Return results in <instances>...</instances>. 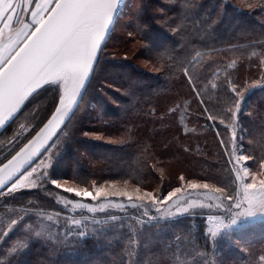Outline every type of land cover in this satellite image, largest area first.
I'll return each instance as SVG.
<instances>
[{
	"label": "snow or ice",
	"instance_id": "obj_1",
	"mask_svg": "<svg viewBox=\"0 0 264 264\" xmlns=\"http://www.w3.org/2000/svg\"><path fill=\"white\" fill-rule=\"evenodd\" d=\"M254 6L248 4V7ZM126 9V0H0V130H11L5 137L8 148L0 152V200L22 195L24 190H45L47 184L66 193H74L76 197L57 196L58 203L65 208L71 206V215L46 213L20 204L14 218L0 225V241L13 228H20L6 255L26 250L33 239L67 245L71 240L78 242V238L106 230L109 226L123 228V223L117 225L116 222L127 218L129 209H136L142 211L139 216L131 217L128 224L130 236L125 241L126 260L123 264H141L140 233L145 223H170L189 213L195 215L198 209L216 208L221 210V214L207 217L206 237L215 245L220 236H230L234 227H241L242 221L264 216V179L257 181L258 173L248 167L246 162L253 157L244 154L243 137L238 135L241 132L239 111L244 93L249 87H264V81L253 80L251 85L240 87L235 79L226 75L224 98L217 97L216 104L209 108L197 85L198 72L192 67L200 56L199 52L191 61L175 62V72L186 78L199 98V104L203 106L201 114H206L207 120L213 122L218 119L224 126L228 138L225 139L220 131L216 136L231 166L229 171L233 181L230 186L187 179L181 173L179 180L186 182L187 189L207 190L200 194L201 198L192 199L185 195L183 183L172 187L166 195H157L154 191L142 189L139 184L134 191L121 188L120 185L129 184L131 177L103 181L93 179L89 188L83 178L57 177L54 174L59 155L76 143L78 136L110 139L106 121L95 130L84 129L81 113L87 96L95 91L117 103L109 95L113 89L127 96L135 95V81L117 82L108 75H100V69L107 61L112 33L127 14ZM170 19L164 14L159 22L171 27ZM150 27L141 20L135 23L127 36L135 39L138 35H147ZM180 28L178 23L171 27V31L178 34ZM146 47L151 50V45ZM161 47L160 55H167L170 50L166 46ZM112 55L114 60L120 59L115 52ZM260 55L264 66V53ZM124 58H127V53ZM228 67H233V64ZM212 87L217 89L219 84ZM41 97L42 100L37 102ZM179 107L175 104L167 111L174 113ZM217 107L219 110H214ZM151 112L154 115L155 109ZM259 168V174L264 176V153L259 158ZM70 181L75 186L65 187ZM85 197H90V202L82 199ZM77 210L79 218L75 215ZM110 210L123 211L125 215H110ZM62 219L67 221L63 227ZM60 236L64 237L63 241H60ZM159 244L162 245L160 253L169 258L170 264H198L191 256L187 260L181 257L178 236L168 241L161 238ZM155 264H160L159 258Z\"/></svg>",
	"mask_w": 264,
	"mask_h": 264
},
{
	"label": "trees",
	"instance_id": "obj_2",
	"mask_svg": "<svg viewBox=\"0 0 264 264\" xmlns=\"http://www.w3.org/2000/svg\"><path fill=\"white\" fill-rule=\"evenodd\" d=\"M249 3L256 6L248 7ZM126 4L127 14L115 27L108 45V48L115 45L112 48L120 59L106 57L100 75H108L117 82L135 81V95L127 96L113 89L109 95L117 103L95 91L87 96L81 113L84 129L95 130L106 121L110 139L78 136L77 142L59 155L54 174L66 178L78 176L87 182L88 187L93 179L131 177L129 183L160 194L165 188L178 185L181 173L186 178L227 185L230 168L216 132L220 131L225 139L227 133L218 119L213 122L207 120L206 114H201L203 106L186 78L175 72V62L191 61L200 53L192 67L198 72L197 85L209 108L216 104L217 97L224 98L226 75L235 79L240 87L251 85L253 80L264 81L260 55L264 53V0H131ZM164 14L171 18V27L180 24L178 34L159 22ZM141 20L151 27L147 35L135 38L139 45L132 49L130 43L134 39L127 33ZM153 38L161 40L157 46L152 45ZM146 45H151L150 51ZM161 46L170 50L167 55H160ZM140 59L145 63L139 64L137 60ZM230 63L233 64L231 68L228 67ZM217 70L218 74L214 75ZM213 84H219V88L213 89ZM40 100L42 97L37 102ZM175 104L180 107L169 113L167 109ZM152 109H155L154 115ZM239 123L241 132L238 135L243 137L244 154L253 157L250 167L259 168V158L264 153V87L247 88L239 111ZM88 148H101L103 153L95 154ZM167 166H172L168 173H160ZM60 194L72 195L50 184L45 185V190H24L22 195L0 200V211L23 204L46 213H65L56 199ZM120 214L119 217L125 215ZM130 221L128 215L117 221V225L123 223V228L91 232L87 237L78 238V242L71 240L67 245L34 243L28 247V253H20L0 264H9V261L12 264H123ZM204 222L202 216L195 215L170 223L147 225L169 224V229L174 231H169V240L181 234L190 240L192 246H203L209 251L211 243L200 229L205 228ZM146 235L144 242L150 235L156 238L153 244L156 248L152 251L149 246V249L141 250V264H155L158 257L163 258L160 264H168L163 261H170L169 258L160 253V236L153 230H147ZM234 235L219 241L213 251L221 253L225 259L222 264H253L254 258L249 259V256L254 257V249H264V226L255 232L245 229ZM235 241L240 244H233ZM245 245L250 246L247 250L251 248L252 254L242 249ZM71 251L75 253L71 254ZM149 253L153 260L146 259ZM231 254L238 255L237 261H232Z\"/></svg>",
	"mask_w": 264,
	"mask_h": 264
},
{
	"label": "rangeland",
	"instance_id": "obj_3",
	"mask_svg": "<svg viewBox=\"0 0 264 264\" xmlns=\"http://www.w3.org/2000/svg\"><path fill=\"white\" fill-rule=\"evenodd\" d=\"M126 2L129 3V2H131V0H126ZM142 14H143L142 11H140V15H142ZM122 21H124V20L122 19ZM160 41L161 40L158 41V40H155L153 38L152 39V45L153 46H157L158 42H160ZM138 42H139V40H137V39L132 40L131 43H130V47L132 49L133 48H136L139 45ZM112 45L113 44H111L110 48H108V52L110 54L107 57L110 58V59H113V55L111 53H113V52L116 51L115 48H112L115 45H113V46ZM137 62L139 64L145 63L141 59L140 60H137ZM118 114H119V112L116 113V116H118ZM10 131L11 130H9L8 132H4L3 130L0 131V152H5L7 150V148H8L7 141H6L5 137L9 136ZM227 138H228V136H227ZM88 149L91 152H94L95 154H99V152L100 153H103V151L101 150V148H94V149L88 148ZM227 160H228V157H227ZM252 160L253 159H251V160H249V161L246 162L248 164V167L251 168L253 171H256L258 173V175H257V181H259V179H264V176H262V175L259 174L260 173V168L250 167V162ZM170 167H172V166H167L166 168H163L162 169L163 171L162 172L160 171V173L166 175V173H168ZM230 167L231 166L229 165V168ZM229 175H230L229 183L227 185H224V186H230L232 184L233 176L230 174V172H229ZM187 179H198V178L193 177V178H187ZM200 180H202V179H200ZM206 181H208V180H206ZM208 182L210 184H213L210 181H208ZM249 182H250V178H249ZM182 183H183V185H184V187L186 189L185 195L188 196L189 198H192V199L201 198L200 197V194L203 191H207V190H204V189L189 190V189H187L186 182H181L180 180H179L178 185H176L174 187L181 186ZM71 186H75V184L72 183V182H69L67 185H65V187H71ZM135 186L136 185H134L132 183H129L127 186L120 185L121 188L127 187V190H129V191H134ZM217 186H220V185H217ZM89 188H91V185L89 186ZM142 189H145V188L142 187ZM145 190H148V189H145ZM170 190H171V188H168L167 187V188L164 189V191H163L162 194L166 195L167 192L170 191ZM230 190H232V189H230ZM148 191H152V190H148ZM160 193L161 192H159V193H156V191L154 192V194H157V195H160ZM69 194H72L71 196H68L70 199L71 198H76L74 193H69ZM59 196H67V195H61L60 194ZM56 199H57V196H56ZM82 199L84 201H86V202H90V200H91L90 197H85V198H82ZM207 203H208V201L205 200V204H207ZM61 205L65 209V211H64L65 213H61V214L62 215H71V212H70L71 206L69 205L68 208H65L63 204H61ZM17 210H18V207H12V208H9V210H7V211H5V209L3 211H0V225H3V223L6 220H8L9 218H14V214H15V212ZM141 211L142 210L129 209L128 215L131 216V217H133V216H139L140 213H141ZM119 213L124 214L123 211H119V210H110V212H109L110 215H117V216L119 215ZM220 214H221V210L216 209V208H208V207H205L202 210L198 209L196 211L195 215L202 216L205 219V222H204L205 228L204 227L203 228H200L201 229V233H202V235H204V238L205 239H207L206 238L207 237V224H208L207 217L209 215H220ZM75 215L77 216V218H79V215H80L79 210H77V212L75 213ZM195 215L189 213V214L183 215V216H181L179 218H176L175 220H182V219H185L186 217H190V216L193 217ZM32 219L35 220L36 217L33 215L32 216ZM66 224H67V221H65V220L62 219L61 220V227L65 226ZM116 224H117V222H116ZM262 226H264V216H256V217H253V218H248L247 220L241 222V227H234L233 228V231H232V234L230 236H220L217 239V241L215 242V245H213V242L211 240L207 239L211 243L209 251L206 250V249H203V246H192L191 243L189 242L190 241L189 239H187V242H185V237L183 238V236H181V234L180 235H176L175 237L178 236L180 238V241H181V251H180V255H181V257L183 259L187 260L188 256H191L193 260H195V261L198 262V264H222L221 262L225 261V259H223V257L221 256V253H217L216 254L213 251L214 249H216L218 243H220L219 241L224 240V239L229 238V237L231 238L232 236H235L234 234H237L238 231H243L245 229H249V230L255 232V230L261 228ZM137 227L139 228L140 226L138 225ZM169 227H170L169 224L160 225V226H158V225L157 226H154V225L149 226V225H147V223H145L143 225L142 231L140 233L141 243L144 242V237L147 236L146 235L147 234V230H153L154 232H156L157 235L160 236V238H164V239H166V241H168L170 239L169 238V235H168L169 231L174 232L173 229H169ZM118 228H121V227H118V226H116V227L109 226L107 228V230H109V229L110 230H113V229H118ZM127 228H128V226H127ZM19 233H20V228H13L7 234V236L5 237V239L2 240V241H0V262L5 261L6 259L9 260V258H12L13 256L15 257V255L16 256L17 255H20V253L22 255L28 253L29 252V250H28L29 248L28 247H30V245H32L34 243H39V244H47V243H50L51 244L52 242L55 243V241H52V240H50L48 242H45L44 240H41V239H33L30 242V244H29V246L27 247L26 250H21L19 254L6 255L7 248L10 246L11 242L18 237ZM59 238L62 239L63 236H60ZM146 240H147V242H146ZM155 241H156V238L153 237V236H151V235L149 237H146L144 244H146L147 247L146 248L143 247V245H144L143 244L142 245L143 248H141V250H143V251L144 250H147V249H149V246H150V250L154 251V249L156 248V247H154L155 245H153L155 243ZM232 243L233 244H240V243H237L236 241L235 242H232ZM174 245H173V247H175ZM256 246H258V245H256ZM248 247H250V246L249 245H247V246L245 245V247H242V249H244V251H247L248 253L252 254L253 250H250L251 248H249L247 250ZM258 247H261V246H258ZM254 251H256L254 257H252V255H251V256H249V259H253L254 258L253 264H264V259H262V258H264V249L263 248H257L256 247L254 249ZM70 253L72 254V253H75V252L74 251H71ZM231 255L234 258V259H232V261H237L236 258H237L238 255L237 254H235V255L234 254H231ZM158 258H159V260H163V258H161V257H158ZM166 258H168V257H166ZM140 259H142V254L139 257V260ZM146 259L153 260L152 254L150 255V253H149ZM247 259H246V261H247ZM163 262H168V264H170V261H168V260H164Z\"/></svg>",
	"mask_w": 264,
	"mask_h": 264
},
{
	"label": "water",
	"instance_id": "obj_4",
	"mask_svg": "<svg viewBox=\"0 0 264 264\" xmlns=\"http://www.w3.org/2000/svg\"><path fill=\"white\" fill-rule=\"evenodd\" d=\"M1 131V130H0Z\"/></svg>",
	"mask_w": 264,
	"mask_h": 264
}]
</instances>
